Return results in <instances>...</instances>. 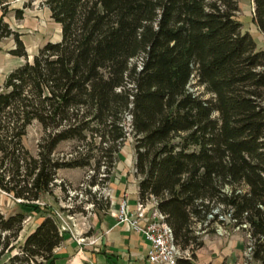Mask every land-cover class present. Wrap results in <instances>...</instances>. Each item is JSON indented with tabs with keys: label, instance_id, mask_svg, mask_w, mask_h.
<instances>
[{
	"label": "trees",
	"instance_id": "trees-1",
	"mask_svg": "<svg viewBox=\"0 0 264 264\" xmlns=\"http://www.w3.org/2000/svg\"><path fill=\"white\" fill-rule=\"evenodd\" d=\"M14 1L0 0V43L12 38L9 54L26 63L0 91V191L41 222L19 245L27 211H0V264H62L66 232L43 197L62 169L107 165L110 174L130 136L139 201H154L176 245L192 252L178 264H194L205 246L196 227L223 214L264 264V48L240 21V0H41L61 39L31 61L5 22ZM253 3L264 36V0ZM194 78L209 99L190 91ZM35 123L37 156L24 144ZM70 141L72 156H56Z\"/></svg>",
	"mask_w": 264,
	"mask_h": 264
},
{
	"label": "rangeland",
	"instance_id": "rangeland-1",
	"mask_svg": "<svg viewBox=\"0 0 264 264\" xmlns=\"http://www.w3.org/2000/svg\"><path fill=\"white\" fill-rule=\"evenodd\" d=\"M17 10L24 11L22 20L17 19L15 13ZM253 12V0H240V12L238 13L240 21L244 24L247 31H250L253 35L259 48H264V37H260L259 32L251 23ZM5 22L10 25L13 31L22 34V40L26 45L27 52L33 55L45 43L57 42L61 39V27L51 19L49 9L41 0L35 2L17 0L12 2L8 14L5 17ZM0 45L4 49H8L11 45L14 48L16 46L12 38L4 40ZM20 63L21 61L18 58L9 59L0 73L8 77L15 69L20 67ZM2 87L3 84L0 86V91ZM189 89L196 95H202L205 99L210 98L205 88L199 86L195 78L192 79ZM41 136L42 130L37 123L29 127L24 144L33 156H37L38 154L37 146ZM77 146L78 144L76 142H64L59 146L56 156L59 158H69L77 150ZM129 153L135 156L132 136L128 137L127 142L119 154V161L115 169L111 171L112 173L110 172L112 176L111 179L108 178L110 181H103L106 176H110L107 165H103L98 173L93 168L62 169L58 172L56 186L53 187V194L43 197V204L45 203L56 210L61 227L64 226L67 229L66 236L77 240L85 239L82 247L91 242L87 238L94 232L92 220L95 218L100 219L108 213V211L105 213L102 208L107 202H109V207L112 205L111 195L113 191L111 181H113L115 175L117 177L118 173L124 171L125 165H128ZM115 171L118 173L115 174ZM95 176L97 185L90 186V182ZM129 176L131 183L135 186L131 190H134L138 184L135 180L133 165L130 166V170L125 174V187L128 186ZM135 194L137 195V193ZM96 199L99 205L95 208L92 200L95 201ZM20 202L21 200H16L11 195L0 191V211L3 214L10 216L18 212H24V210L27 211L28 218L25 222L24 230L20 235L19 245L23 244L27 236L41 222L38 214L31 212V210L23 209ZM148 203H152V201H148ZM137 204L138 201L135 198H131L129 201V210L131 212L136 210ZM219 221H224V223L214 222L209 225H199L196 227L198 234L204 239L207 247L204 252L212 254L210 251L218 247L222 252H220V256H223L225 251L226 254L232 252L231 257L234 264H258L247 256V247L250 242L248 233L233 226L229 221V217L225 214L219 217ZM17 252L18 249L14 251V254ZM200 262L201 260L197 264H200ZM60 263L63 264L61 261Z\"/></svg>",
	"mask_w": 264,
	"mask_h": 264
},
{
	"label": "crops",
	"instance_id": "crops-1",
	"mask_svg": "<svg viewBox=\"0 0 264 264\" xmlns=\"http://www.w3.org/2000/svg\"><path fill=\"white\" fill-rule=\"evenodd\" d=\"M0 47V72L9 59H20V66L26 63L25 58L14 57L9 54V51L15 49L13 45L8 49H4L1 45ZM28 54L29 60L31 61L33 59V54ZM6 79L7 76L0 73V86L2 84L4 86ZM135 161V156L129 153L128 165L124 166V171L120 173L115 171V174L118 173V175L117 177H115V175L113 181H111V188L113 191L111 195V208L108 213L100 219L95 218L92 220L94 232L87 238L96 240V244H87L82 247L78 245L76 239L66 236L62 246L55 252L59 261L65 264H151L147 260L149 244L144 236L134 231L128 224H119L116 218L119 205L125 198L128 201H130L131 198H135V200L139 202L138 186L136 189L131 190V188L135 186L131 183L130 176L128 178V186L125 187L124 184L125 174L130 170L131 165H133L135 174ZM135 180L138 184L139 180L136 176ZM135 193H137V195ZM206 248L205 245L196 252L194 264H197L199 260H201L200 264H234L231 257L232 252L226 254L225 251L223 256H220L221 251L218 247L210 251L212 254L204 252Z\"/></svg>",
	"mask_w": 264,
	"mask_h": 264
},
{
	"label": "built area",
	"instance_id": "built-area-1",
	"mask_svg": "<svg viewBox=\"0 0 264 264\" xmlns=\"http://www.w3.org/2000/svg\"><path fill=\"white\" fill-rule=\"evenodd\" d=\"M128 122H131L130 116ZM129 209V201L125 198L119 205L116 218L119 224H128L134 231L144 236L149 244L147 260L151 264H178L181 259H192L190 250H182L176 245L173 230L167 223L166 216L157 209L154 201L152 203L139 201L136 210L131 212ZM61 231L66 232V227L62 226ZM77 242L79 246H82L85 239L77 240ZM89 244H96V240H91ZM252 255L253 243L250 241L247 256L252 259Z\"/></svg>",
	"mask_w": 264,
	"mask_h": 264
}]
</instances>
